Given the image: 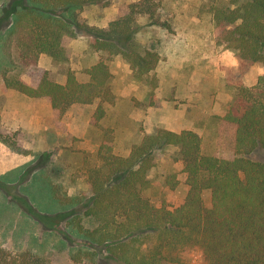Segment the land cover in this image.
Wrapping results in <instances>:
<instances>
[{
  "label": "trees",
  "instance_id": "trees-1",
  "mask_svg": "<svg viewBox=\"0 0 264 264\" xmlns=\"http://www.w3.org/2000/svg\"><path fill=\"white\" fill-rule=\"evenodd\" d=\"M112 1L119 2L118 13L107 28L81 22L85 7ZM158 9L157 0H11L0 17L12 20L0 36L3 84L30 99L45 100L59 115L74 105L99 101L92 122L100 128L104 105L115 101L111 65L123 59L154 103L161 56L125 43L136 33L140 18L160 24ZM202 12L211 15L216 45L235 53L239 76L256 65L264 69V0H210ZM84 32L90 38L89 50L98 55L87 69V82L68 71L66 82L58 83L40 69L42 55L56 65L70 63L71 43ZM218 120L216 150L209 154L197 133L157 128L122 155L115 150L111 132L104 130L96 161L85 170L91 203L70 224L119 264H185L184 255L192 249L202 251L205 264H264V163L249 158L264 150V71L253 86H237L233 103ZM0 142L18 154H29L17 136L5 135L1 115ZM166 149L176 150L189 188L184 203L173 210L158 208L142 195L157 166V152ZM165 182L174 190L177 174L168 175ZM207 191L209 208L203 200ZM53 196L62 205L83 200ZM85 219L94 223L93 229L85 228ZM151 233L154 240L144 241ZM0 264L51 263L29 250L0 248Z\"/></svg>",
  "mask_w": 264,
  "mask_h": 264
},
{
  "label": "rangeland",
  "instance_id": "rangeland-1",
  "mask_svg": "<svg viewBox=\"0 0 264 264\" xmlns=\"http://www.w3.org/2000/svg\"><path fill=\"white\" fill-rule=\"evenodd\" d=\"M10 1L0 0V17ZM157 1L160 24L140 18L136 33L125 43L142 52L155 50L161 56L154 103L147 87L133 78L129 64L123 59L111 65L115 101L104 105L100 128L92 122L99 101L74 105L59 115L45 100L30 99L6 89L0 77L1 107L28 104L25 110L30 116L26 121L23 114L19 126L11 129L10 113L4 110L7 125L3 132L23 142L30 161L14 172L0 174V248L15 253L29 250L51 264H119L105 248L85 241L70 224L73 216L82 215L91 203L85 170L96 161L104 130L111 132L115 150L122 155H127L144 134L157 128L193 131L201 137L205 153L215 152L218 117L233 103L237 86L240 83L253 86L264 69L256 65L243 76L238 75L235 53L216 45L211 15L202 12L210 0ZM118 5V1H112L108 5L87 6L81 13V22L107 28L114 11L118 13ZM100 14L103 15L98 17ZM100 18L107 19V27H103L104 21L103 25L89 22ZM11 22V17L0 21V36L7 33ZM89 40L84 32L72 41L73 55L66 65H56L42 55L40 69L58 83L66 82L68 71L80 82H87V69L98 61V55L89 50ZM2 152L5 156L16 153L0 142V155ZM156 158L157 166L149 173L150 183L142 195L158 208L173 210L184 203L188 194L186 174L175 149L159 151ZM249 158L264 163V150L255 151ZM173 173L177 174L179 184L171 190L165 179ZM52 194L61 198L79 196L83 200L62 205ZM203 200L209 208L210 192H204ZM83 225L86 229L94 228V223L87 219ZM143 240L153 241L154 234ZM184 261L205 264L199 249L187 251Z\"/></svg>",
  "mask_w": 264,
  "mask_h": 264
},
{
  "label": "crops",
  "instance_id": "crops-1",
  "mask_svg": "<svg viewBox=\"0 0 264 264\" xmlns=\"http://www.w3.org/2000/svg\"><path fill=\"white\" fill-rule=\"evenodd\" d=\"M92 7H98L97 5H92ZM101 13V12H100ZM103 14L98 15V17H101ZM117 16V13L114 11V18L111 20L114 21L115 17ZM103 21L106 22V25H103ZM109 21V20H108ZM90 24H100L103 25V27H107L108 23H107V19L104 18H100L96 21L94 20H90L89 21ZM47 57V56H46ZM43 59V56H41L40 60ZM41 64V62H39ZM13 90V89H11ZM28 104H4L3 107H1L0 104V115H1V123H2V128H4L7 123H6V119H7V114H5V111L10 113V124H11V129H15L19 126L20 124V119H22V115L23 118L27 119L30 117L29 113L27 112V110H25V106ZM5 110V111H4ZM25 119V120H26ZM26 120V121H27ZM14 156L11 155H4V153L2 152V154L0 155V174L2 175H7L10 172H14L16 171V169L21 168L22 166H24L25 164H27L30 160V158H28V155H21L18 153H13Z\"/></svg>",
  "mask_w": 264,
  "mask_h": 264
}]
</instances>
